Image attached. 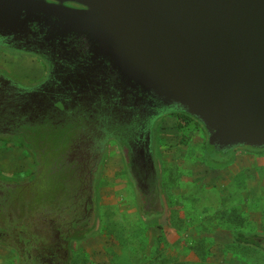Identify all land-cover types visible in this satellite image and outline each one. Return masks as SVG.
Instances as JSON below:
<instances>
[{
	"label": "water",
	"instance_id": "1",
	"mask_svg": "<svg viewBox=\"0 0 264 264\" xmlns=\"http://www.w3.org/2000/svg\"><path fill=\"white\" fill-rule=\"evenodd\" d=\"M0 50L46 67L31 88L0 75V138L36 152L37 197H59L61 174L78 183L65 152L100 175L115 142L139 208L163 215L153 127L167 116L218 154L264 150V0H0Z\"/></svg>",
	"mask_w": 264,
	"mask_h": 264
},
{
	"label": "rangeland",
	"instance_id": "2",
	"mask_svg": "<svg viewBox=\"0 0 264 264\" xmlns=\"http://www.w3.org/2000/svg\"><path fill=\"white\" fill-rule=\"evenodd\" d=\"M0 75L18 86L40 85L46 67L35 56L0 50ZM167 116L153 127L165 213L139 214L121 151L108 142L90 239L73 264H264V150L221 155L200 127ZM0 138V181L18 183L35 169L31 147ZM239 237L247 238V244ZM251 245V246H250ZM0 247V264H14Z\"/></svg>",
	"mask_w": 264,
	"mask_h": 264
},
{
	"label": "flooded vegetation",
	"instance_id": "3",
	"mask_svg": "<svg viewBox=\"0 0 264 264\" xmlns=\"http://www.w3.org/2000/svg\"><path fill=\"white\" fill-rule=\"evenodd\" d=\"M61 141L64 142V139ZM65 143H68L67 139ZM66 153L61 160L71 164V179H77L78 183L72 182L67 186L65 180L68 175L61 174L56 183L59 197L43 191L40 192L42 198L35 196L39 190L47 191V186L37 188L36 177L41 168L37 159L34 171L23 181H0V222L10 224L8 229L0 224V247L13 254L14 264H73L75 246L90 239L100 175L92 173V163L78 165L75 160L68 161ZM128 167L125 165L128 181L133 188L134 181L130 179ZM141 204V209L138 204L137 207L142 217L155 212L152 209L145 212L144 201ZM11 205L13 207H9ZM29 220L38 224H28ZM21 221L22 226L10 228L11 225L15 226L14 222L21 225Z\"/></svg>",
	"mask_w": 264,
	"mask_h": 264
},
{
	"label": "trees",
	"instance_id": "4",
	"mask_svg": "<svg viewBox=\"0 0 264 264\" xmlns=\"http://www.w3.org/2000/svg\"><path fill=\"white\" fill-rule=\"evenodd\" d=\"M174 117H176V118H178V119H180V120H182L183 122H184V125H180L181 127L183 126H186V125H189V124H192L193 126H196V128H197V124L196 123H194L191 119H189L188 117H185V116H179V115H173ZM22 145L24 144V142H22L21 143ZM238 241H240V243H243V244H245V245H248L247 244V238H245V237H239L238 238Z\"/></svg>",
	"mask_w": 264,
	"mask_h": 264
},
{
	"label": "crops",
	"instance_id": "5",
	"mask_svg": "<svg viewBox=\"0 0 264 264\" xmlns=\"http://www.w3.org/2000/svg\"><path fill=\"white\" fill-rule=\"evenodd\" d=\"M251 238H253V237H251ZM249 246V245H248ZM251 246V245H250ZM257 247H259V246H257Z\"/></svg>",
	"mask_w": 264,
	"mask_h": 264
}]
</instances>
